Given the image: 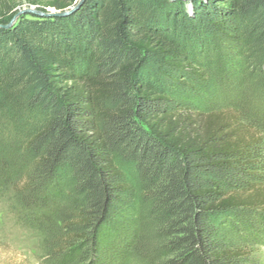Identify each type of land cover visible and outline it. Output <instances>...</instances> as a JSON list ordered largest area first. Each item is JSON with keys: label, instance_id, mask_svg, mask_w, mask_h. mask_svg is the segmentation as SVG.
<instances>
[{"label": "trees", "instance_id": "trees-1", "mask_svg": "<svg viewBox=\"0 0 264 264\" xmlns=\"http://www.w3.org/2000/svg\"><path fill=\"white\" fill-rule=\"evenodd\" d=\"M78 1L8 26L19 9L0 0V108L29 129L28 181L68 184L94 227L140 205L161 264H244L230 236L264 215L260 141L197 95L215 51L263 69L264 0Z\"/></svg>", "mask_w": 264, "mask_h": 264}, {"label": "rangeland", "instance_id": "rangeland-1", "mask_svg": "<svg viewBox=\"0 0 264 264\" xmlns=\"http://www.w3.org/2000/svg\"><path fill=\"white\" fill-rule=\"evenodd\" d=\"M36 1L10 0V5L36 10ZM209 57V86L197 99L206 109L228 111L242 124H253L260 141L253 161L260 169L249 173L264 180V66L252 69L217 51ZM14 120L0 108V264H161L162 244L140 205L94 227L83 224L68 184L46 190L39 181L31 184L29 129ZM234 225L238 233L230 237L246 254L242 263L264 264V215L246 214Z\"/></svg>", "mask_w": 264, "mask_h": 264}, {"label": "water", "instance_id": "water-1", "mask_svg": "<svg viewBox=\"0 0 264 264\" xmlns=\"http://www.w3.org/2000/svg\"><path fill=\"white\" fill-rule=\"evenodd\" d=\"M82 1L83 0H79L78 1V3H77V5L76 6H78L79 4H81L82 3ZM74 9V8H73ZM72 9V10H73ZM69 12V10H65V11H63V12H58V13H56V12H50V13H45V12H42V11H38L37 9L36 10H34V9H23V10H20L13 18H12V20H11V22H10V24L8 25V26H11L16 20H17V18L20 16V15H22V14H26V13H35V14H37V15H41V16H48V15H53V14H61V15H65V14H67Z\"/></svg>", "mask_w": 264, "mask_h": 264}]
</instances>
